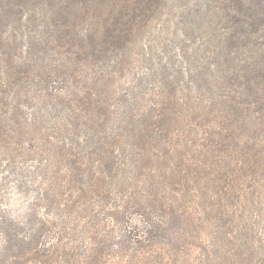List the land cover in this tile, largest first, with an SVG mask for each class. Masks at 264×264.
Segmentation results:
<instances>
[{"label": "trees", "instance_id": "1", "mask_svg": "<svg viewBox=\"0 0 264 264\" xmlns=\"http://www.w3.org/2000/svg\"><path fill=\"white\" fill-rule=\"evenodd\" d=\"M164 2L0 0V145L19 161L0 175L18 171L29 196L17 229L0 217V264H186L188 229L212 253L191 264L248 261L260 200L249 180L264 179V0L200 2L218 50L194 62L213 88L182 135L181 104L124 124L125 97L97 85Z\"/></svg>", "mask_w": 264, "mask_h": 264}, {"label": "rangeland", "instance_id": "2", "mask_svg": "<svg viewBox=\"0 0 264 264\" xmlns=\"http://www.w3.org/2000/svg\"><path fill=\"white\" fill-rule=\"evenodd\" d=\"M202 1L208 4L211 0H168V3L152 16L151 22L146 28L138 35L135 34L134 40L126 46V54L123 52L122 60H120V54L114 56L115 61L100 70L98 74H101L100 79L95 77L100 88L108 89L110 93L116 92L114 104L121 106L118 99L125 97L120 102L121 104L128 103L122 109L124 111L120 119L122 123L126 124L131 119L137 120L133 117L135 110H141L142 113L147 112L156 105L157 101L181 104L183 113L180 116V122L182 126L176 128L175 133L182 135V131L194 126V121L201 120L197 118L194 111L196 107L210 101L213 85L209 87L201 81V78L198 77L201 75L199 66H196L194 60L197 57L201 56L203 59L204 56L209 55H204V49L211 50L212 48L213 53L218 50V46H216L218 44L211 42L208 37L210 29L218 32V24L214 18L211 19L210 14L200 11V2ZM213 2L215 0H212ZM198 23L202 26H199ZM204 33L207 35V40ZM213 53L209 57V62L213 60ZM87 72L84 71V76ZM205 73L203 70L202 75ZM202 79L204 80V78ZM130 93L137 97L135 103ZM130 95L131 98L127 99ZM138 100H142V102L138 103ZM13 157L11 150L6 149L3 142L0 145V171L5 169L7 162L13 163L12 165L19 170V161L14 160ZM29 165L31 163L26 164V167ZM10 170L12 173L7 170L0 175V178L2 176L7 179V185L0 186V217H7L12 229H17L18 217L28 215L25 203L29 196L20 194L16 184L19 173L11 167ZM14 171L15 174H13ZM28 174L31 175V172ZM249 183L256 188L253 189L254 192H260L254 196L257 195L263 201L257 199L259 206L257 210L253 211L251 219V223H254L252 234H256L257 238L259 235L264 238V231L262 232V229L264 230V179L249 180ZM110 203H113V199L105 200L100 205L107 208ZM259 223L260 226L256 227L255 225ZM139 224L140 222L135 219L136 230H141ZM5 237L7 238V236ZM184 237L185 240H188L184 250H192L189 253L191 259L187 258L186 264H191L196 259L211 261L209 258L212 256L211 247H207L204 243L201 244L198 238L199 241L191 238L190 229L184 232ZM257 238H248L244 241L247 246L245 250L248 261L242 262V264H264V243H261ZM50 239L51 243H59L58 234L53 235ZM0 252L4 257L6 250L1 248Z\"/></svg>", "mask_w": 264, "mask_h": 264}]
</instances>
